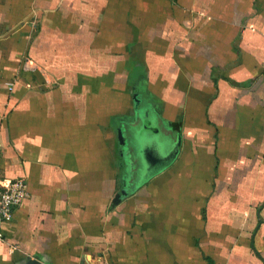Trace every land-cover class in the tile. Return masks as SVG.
<instances>
[{
    "label": "crops",
    "instance_id": "obj_1",
    "mask_svg": "<svg viewBox=\"0 0 264 264\" xmlns=\"http://www.w3.org/2000/svg\"><path fill=\"white\" fill-rule=\"evenodd\" d=\"M0 175V264H264V0H0Z\"/></svg>",
    "mask_w": 264,
    "mask_h": 264
},
{
    "label": "built area",
    "instance_id": "obj_2",
    "mask_svg": "<svg viewBox=\"0 0 264 264\" xmlns=\"http://www.w3.org/2000/svg\"><path fill=\"white\" fill-rule=\"evenodd\" d=\"M26 59V63H29ZM12 89V85L10 86ZM28 195V185L24 178H6L0 175V240L2 239V224L10 221L18 205Z\"/></svg>",
    "mask_w": 264,
    "mask_h": 264
},
{
    "label": "water",
    "instance_id": "obj_3",
    "mask_svg": "<svg viewBox=\"0 0 264 264\" xmlns=\"http://www.w3.org/2000/svg\"><path fill=\"white\" fill-rule=\"evenodd\" d=\"M121 199V193H118L115 197V202L119 201ZM27 264H43L35 259H30Z\"/></svg>",
    "mask_w": 264,
    "mask_h": 264
}]
</instances>
